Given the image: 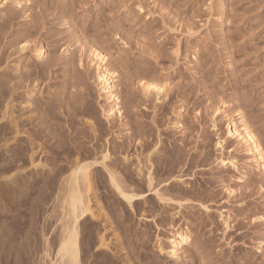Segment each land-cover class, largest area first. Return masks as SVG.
<instances>
[{
	"label": "rangeland",
	"instance_id": "1",
	"mask_svg": "<svg viewBox=\"0 0 264 264\" xmlns=\"http://www.w3.org/2000/svg\"><path fill=\"white\" fill-rule=\"evenodd\" d=\"M91 49L114 73L120 116L107 115ZM143 83L163 90L156 96ZM6 103L16 120L39 115L36 127L24 122L43 146L33 158L45 163L16 181L15 197L28 179L35 184L20 199L26 208L0 201V249L10 254L0 264L58 262L52 242L67 218L52 163L98 162L106 152L123 190L140 196L127 204L92 166L95 217L78 227L81 264H264V169L227 133L230 120L240 127L244 119L264 153V0H0V118ZM50 130L59 143L42 142ZM13 208L23 228L8 243ZM184 230L189 241L174 259ZM102 236L109 250L98 247Z\"/></svg>",
	"mask_w": 264,
	"mask_h": 264
},
{
	"label": "bare ground",
	"instance_id": "2",
	"mask_svg": "<svg viewBox=\"0 0 264 264\" xmlns=\"http://www.w3.org/2000/svg\"><path fill=\"white\" fill-rule=\"evenodd\" d=\"M10 1H11V3H15L16 5H19V6H26V3L28 2V0H25L23 2H21V0L20 1L19 0H10ZM220 10L221 11H220V14L218 17V24H219L218 26L219 27L223 26L225 23V20L227 19V10H226L225 4L221 5ZM24 49H25L24 46H21L18 50L19 53H21V56L19 57V61H21ZM42 51H43V48L41 46L40 47L38 46L37 48H35L34 57L36 59H39L42 55ZM89 54H90V62L95 63L97 66L96 67L97 68L96 78H97L98 83L100 84V90L104 93V97H105V100L107 101V103H110V107L107 111V113H108L107 115L113 116V115L117 114L120 116V110L118 109L119 98H118L117 93H116V84L114 83V76H113L114 73L111 72L106 67L105 56L103 54L98 52L96 49H91ZM13 66L16 67V70H18V67H19L18 64L13 65ZM30 82H32L31 84H34V81H30ZM142 86H143L145 92L149 93L150 91H153L156 96L160 95V93L163 90L162 86L157 85V84L143 83ZM26 87L28 89V91L26 92V96H27V98H30L32 95L31 89L35 88V84L31 88H29V86H26ZM10 88H11V90L13 89V87H10ZM10 95H12V94L10 93ZM10 102H11V100H10ZM25 103L29 107L31 105L30 99H28ZM8 105H9V103H6L4 105V111H3L1 118H0V121H2L3 119L8 120V123L4 124V125L0 122V142H2V143H0V201H2L3 198L5 200L6 199L5 197L16 200L17 202L15 203V207L17 208V210L19 209L18 211H20V209H23V207H25L24 202L26 201L25 199H24V201L20 200V199H22L21 197H24L25 193L28 194L29 190H31L35 184L34 183L31 184L29 182V179H28V182L30 183V185L27 181L24 183V185L22 183V186H20L22 191L21 192L19 191V194L15 197L18 185H20V184H17L16 181L19 180L20 178H23V176L26 175L25 172L27 171L26 170L27 168H33L34 169V168H38V167H43V165H41V164H44L45 160H44V163H41L42 162V161H40L41 159L35 160L33 158V154H34L33 149L37 148V150H40V152H41V151H43V146L41 144L35 145V142H33V140H32L33 136L31 134L27 133L28 129L25 128L26 122H24L25 120L28 119L29 122L28 121L27 122L29 123V125H32L31 127H36L38 124V123L36 124V121L39 118V115L35 114L34 116H32V115L28 116V118H26L24 121H22L23 119H21V118L16 120V117H13L12 112H11V108H13V105L10 106V110H9ZM20 119H21V121H20ZM40 122L44 123L45 121L42 120V118H41ZM44 124H47V123H44ZM7 125H10L11 127H7ZM228 125L233 126L232 130H231V128L230 129L228 128L229 126L227 127L228 128L227 129L228 135L235 136L240 143L245 145V147H246L245 151L247 153L251 154V157L255 160L257 167H261L262 169H264V153H263V150L261 149L260 143L258 142V140L255 137V135L253 134V132L250 130L246 121L244 119H241L240 120V127H237L232 120L229 121ZM20 126H21V128H20ZM8 129L10 130L9 133L7 132ZM42 131H43V128H40V129H37L36 133L39 135L40 133H42ZM54 132H55V130H50L47 135H44L42 137V142L44 144H46L50 140H53L54 141L53 144H56L57 142L59 143L61 140L59 141V139H58V141H57L56 137H61V136L59 133L58 134L56 133L57 135H54ZM7 135H9L8 138L6 137ZM53 144H51V146ZM23 145H25V146H23ZM57 145H59V144H57ZM76 150H77V148H76ZM28 151H29V155H27V153H26ZM107 155L108 154L106 152L105 154L101 155L100 161H98V162L93 161L91 163L88 162L89 164L86 162L83 163V161L80 162L81 159L78 160L79 157L77 159L71 160V161L70 160L68 161V159H66L67 158L66 157V158H64V160H65V163L67 164V166H63V165L61 166V165H59V163L56 162V160L53 159L54 162L52 164H53V167L55 166L54 167L55 169H52L53 167H51V169H52V171L57 170L56 171L57 176L62 175L61 176L62 181L60 180L61 183L60 182L59 183H60V188L62 189V191H64V196L62 195L63 196V198H62L63 206L61 207L62 203L59 202L60 207L62 208L59 211H62V210L65 211V212L63 211L61 213V215H63L65 213L64 216H66L65 219L67 218L66 221H68V222L65 221V224L60 226L62 228H61V231L58 230L59 234H58V239H57L56 244H55L56 240L54 241V239H53V242H52V243H54V246H55V247L52 246V250H54V248H55V254L54 255L58 259V262L55 261V262L51 263V261L48 260L49 264L50 263L51 264H81L82 262H84V261L81 262V260H82L81 258L84 256V255H81V253H83V251H84V249H83L84 247L80 245L81 242L83 244V241L80 240L81 235L79 236V234H81V233H79L80 230L78 231V229H80V228H78V227L80 224L84 225V223L87 221V218H86L87 215H89L91 218L95 217L94 211L91 209L92 207L90 205V204H92L91 203L92 199L91 200L89 199V197H91V195L95 194L94 192H96L95 191L96 186L94 187V183H96V181L93 182L94 178L92 176L93 174L91 173L94 170L92 168V166L99 164L103 168V170L105 171V175H106L105 178L107 177L106 178L107 184L112 189V192L115 195L124 199L127 204H130L133 199H137V197L140 196V195H135V194L128 193V192L126 193V191L123 190L125 188L124 187L122 188L121 184H119L120 181L118 182L119 179L118 180L116 179L117 176L114 173V172H116V170L115 171H113L112 169L109 170V168L107 169V167H106L107 165H105L104 161L108 157ZM27 158H28V160H27ZM46 161H48V160L46 159ZM49 162H47V165L49 164ZM51 162H50V164H51ZM219 163L221 164V163H223V161L219 160ZM50 164H49V167L52 165V164L51 165ZM64 172L65 173L67 172V173L65 174ZM34 173H33V175H34ZM63 175H65L64 178H63ZM53 176H54V174H53ZM150 182H151V179L149 178V180H148L149 185L148 186H150ZM12 184L13 185L17 184V186L14 187ZM48 186H49V183L45 182L44 188L46 189V187H47V189H48ZM20 187H19V189H20ZM22 187L23 188L25 187L24 193H22L23 192ZM29 188H31V189H29ZM60 188H58V189H60ZM27 190H28V192H27ZM42 190H43V188H42ZM59 191H58L59 194L63 193V192H59ZM39 195H40V193H39ZM29 196H31L30 193H29ZM28 197H26V198H28ZM96 197H95V199H96ZM56 199H57V197H56ZM96 202L98 204V201H96ZM99 206H100V203H99ZM99 208L101 209L99 211L103 210L102 206H100ZM13 210H14V208H13ZM1 211H4V208H2ZM14 212H15V210H14ZM19 215H22V213L19 212L17 215H15L14 217H11V218L6 217V220H8L9 223L7 224V222H8L7 221V222H4V224L5 225L7 224L8 226H10V227H7V228H9V231H8V237L9 238L7 239V241L9 239L11 241V239L16 237L17 234L21 235L20 230L23 228V226H22V223L20 221ZM34 215H35V213H34ZM64 216H63V219H64ZM59 218H61V217H59ZM0 219H2V217ZM4 219H5V217L2 220H4ZM2 220H0V221H2ZM56 220H57V218H56ZM60 220H62V218L59 219L58 221H60ZM60 222L62 224V221H60ZM1 227H2V225H1ZM5 235H6V232H5ZM177 236H178V238H177V240H175L173 242L172 249H171V256H173L174 259L178 258V256H177L178 252L184 250L185 246L187 245V243L189 241L190 234L186 230H184V231L178 233ZM56 238L57 237H55V239ZM15 239H13V240L15 241ZM14 241H12V242H14ZM98 241H99L98 247H100L101 249L105 248L106 250H109L108 249L109 246L107 244H105V240H103V236H102V238L99 237ZM2 242H4V244H5L4 240ZM2 242H0V245ZM12 242L8 241V243H12ZM87 242L89 244V241H86V243ZM46 244H48L47 241H46ZM50 245H51V243L47 246L49 247ZM20 246H18V247L20 248ZM89 246H91V245H89ZM86 247L89 248L88 246H86ZM12 248H14V246ZM45 248H47V247H45ZM3 249H6V248H3ZM3 249L1 246L0 258L1 259L3 258V260H4V257L9 258L10 254H9V252H4ZM14 250H16V249L14 248ZM47 250H46V253H47ZM16 252H17V250H16ZM85 252L87 253V251H85ZM89 252H91V251H89ZM49 253H50V251H49ZM17 254H18V252H17ZM10 257H12V254ZM17 257H18V255H17ZM86 257H83V258L85 259ZM93 257H94V255H93ZM4 261H6V260H4ZM127 261H128V259H127ZM0 262H1V260H0ZM15 262H16V258H15ZM20 262H17V263H19V264L23 263V262H21V263ZM86 263H87V260H86Z\"/></svg>",
	"mask_w": 264,
	"mask_h": 264
}]
</instances>
